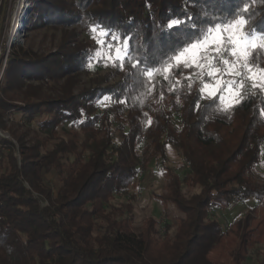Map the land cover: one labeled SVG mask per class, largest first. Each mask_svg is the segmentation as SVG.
Segmentation results:
<instances>
[{
    "label": "trees",
    "instance_id": "16d2710c",
    "mask_svg": "<svg viewBox=\"0 0 264 264\" xmlns=\"http://www.w3.org/2000/svg\"><path fill=\"white\" fill-rule=\"evenodd\" d=\"M31 2L29 30L99 25L121 45L129 38V57L123 68L117 63L118 81L97 82L76 94L79 76L98 48L94 41L63 31L54 52L14 47L0 89V128H6L7 114L19 113L55 142L47 149L37 139H0V264H245L252 251L257 264H264V183L253 179L264 149V93L248 92L222 111L218 100L200 98V86L188 77L191 68L174 66L149 84L140 83L130 63L153 66L166 60L178 44L195 39L209 24L233 19V8L243 5L238 0ZM243 3L246 32L260 31L264 0ZM7 11L8 3L4 24ZM188 16L195 32L185 24L184 31L166 27L169 20ZM259 66L264 68V55ZM50 82L56 87L45 93ZM105 97L112 103L100 109ZM60 126L67 138L58 136ZM171 146L181 149L188 166L183 179L166 164ZM153 159L167 179L157 198L182 214L174 235L166 230L162 237L152 217L136 230L133 217L111 205L117 194L129 193ZM52 170L61 177L56 191L44 183ZM183 184L199 192L186 197ZM250 199L257 205L226 230L209 219L214 208ZM126 208L131 212V205Z\"/></svg>",
    "mask_w": 264,
    "mask_h": 264
},
{
    "label": "rangeland",
    "instance_id": "374dc122",
    "mask_svg": "<svg viewBox=\"0 0 264 264\" xmlns=\"http://www.w3.org/2000/svg\"><path fill=\"white\" fill-rule=\"evenodd\" d=\"M27 3L29 4V6L27 5L26 7L28 12L26 11L23 17L25 19L28 16V18L25 21L23 20L21 36L16 40V43L13 44L10 55L12 54L14 47L17 45H21L37 54H47L54 52L61 44L63 31H74L79 35L80 40H92L98 45L97 39L100 38L99 31L97 33H93L91 29L86 30L79 24L71 27H65V30H48L45 28L29 30L28 24L31 18L33 4L31 0H27ZM20 6L21 0H8L7 17L3 32H1V38L6 35V33H8L16 10H18ZM244 31H246L245 27ZM113 44H119V42L114 40ZM109 55H112L113 57L115 56L114 49L112 53L109 54L107 49L104 47L97 48L93 60L89 63L88 70L79 76L74 93L77 94L82 89L93 86L97 82H100L101 85L106 86L119 80V77L116 74L118 61L114 63L113 59L108 58ZM220 67L222 68L223 65H220ZM208 71L209 66L207 63H205L203 67L193 66L191 67L188 77L192 83L197 84L200 86V88H202L204 82L209 80L207 75ZM4 74L0 79V89L4 82ZM61 83H63V80L60 82V84ZM32 84L38 85V82H32ZM55 87L56 86L52 82L44 84V92L53 93L52 89ZM257 91L261 90L259 88H253L251 83L246 80L245 87L242 90L241 95L244 97L248 92L256 93ZM203 99L210 100V98L207 97ZM111 103L112 101L110 98H104L99 104L100 109H103L105 106ZM225 103H227V100ZM5 121L6 128L4 130L0 128V139L7 138L13 141H15V138L18 139L22 137L28 141H34L37 139L39 141H44L47 144V149H51L53 143L55 142L54 140L48 138L47 135L39 129L35 122L30 124L25 123L21 114L19 113L7 114ZM179 122V118H176L175 123L179 125ZM67 128L70 130L72 129L71 127H66V129ZM58 136L67 138L66 132L61 126L58 128ZM119 141L120 134L117 131L116 142L118 143ZM141 151L142 146L139 148V152ZM73 158L74 157H71V159ZM166 164L175 173H177L181 179H183L188 173V166L186 165L182 156V151L178 146L169 147ZM164 171L165 170L159 161L155 159L149 161L147 170L141 172L138 175L129 193L117 194L116 198L111 202L112 206L123 209L126 216L133 217V227L136 230L141 229L148 218L152 217L156 219L158 221L157 228L159 229L162 237L165 235L166 230H168L169 235H174L178 222L182 217V214L179 213V211L174 206H165L157 198V195L166 191L167 179L165 177ZM253 179L257 183H264V149L260 163L254 168ZM60 181V174L56 170H52L49 173L44 174V183L47 186L53 188L55 191L59 188ZM198 192L199 189L191 188L186 184H183V193L186 197H190L194 194H197ZM127 205H131V212L127 211ZM256 205L257 201L253 199L245 202L236 201L229 208L212 209L209 214V219L217 220L221 224L223 230H226L235 219L244 216ZM257 259V255L254 251H252L245 264H257Z\"/></svg>",
    "mask_w": 264,
    "mask_h": 264
},
{
    "label": "snow or ice",
    "instance_id": "6c2138e0",
    "mask_svg": "<svg viewBox=\"0 0 264 264\" xmlns=\"http://www.w3.org/2000/svg\"><path fill=\"white\" fill-rule=\"evenodd\" d=\"M238 3L243 6L233 8V19L209 24L199 32H195L197 25L192 22L190 16L169 20L167 28L172 29L175 26L178 31H184L180 25L185 24V27L190 25L196 38L178 44L172 49L170 57L153 66H146L139 60H131V66L138 70L137 74L141 77L140 83L150 84L154 75L167 73L174 66L203 67L207 63L209 80L205 81L200 89V98L218 100L220 110L228 111L241 102L243 99L241 93L246 80L253 88H259L264 92V68L259 66V59L264 55V28L260 31L255 28L244 31L248 18L240 13L246 12L248 5L243 3V0H238ZM91 31L93 33L99 31L98 47H104L109 54L114 49L115 56L109 55L108 58L113 59L114 63L118 61V66L123 68L125 60L129 57V38L125 37L122 45L113 44L116 40L115 35L108 33L101 26L94 25ZM253 52L256 53L255 62H253ZM220 65L223 67L221 68ZM164 78L167 80L168 76L165 75ZM105 99L109 98L105 97ZM195 107L198 108L199 104L197 103Z\"/></svg>",
    "mask_w": 264,
    "mask_h": 264
},
{
    "label": "built area",
    "instance_id": "2783aa9c",
    "mask_svg": "<svg viewBox=\"0 0 264 264\" xmlns=\"http://www.w3.org/2000/svg\"><path fill=\"white\" fill-rule=\"evenodd\" d=\"M29 4L27 0H21V6L18 10H16L15 16L12 20L11 27L1 39H0V79L2 78L4 71L7 66V62L9 60V56L12 50V46L16 43V40L21 36L22 28H23V20H27L28 16L24 19L23 15H21L22 10L27 11L26 7ZM28 12V11H27ZM28 15V14H27ZM21 24V25H20Z\"/></svg>",
    "mask_w": 264,
    "mask_h": 264
},
{
    "label": "water",
    "instance_id": "95a60500",
    "mask_svg": "<svg viewBox=\"0 0 264 264\" xmlns=\"http://www.w3.org/2000/svg\"><path fill=\"white\" fill-rule=\"evenodd\" d=\"M7 3H8V0H5L4 7H3V14H2L1 20H0V39H1V30H2V27L4 24V19H5V9H6Z\"/></svg>",
    "mask_w": 264,
    "mask_h": 264
},
{
    "label": "bare ground",
    "instance_id": "6f19581e",
    "mask_svg": "<svg viewBox=\"0 0 264 264\" xmlns=\"http://www.w3.org/2000/svg\"><path fill=\"white\" fill-rule=\"evenodd\" d=\"M25 13H26L25 10H22V13H21L20 16L24 15ZM20 25H21V24H20Z\"/></svg>",
    "mask_w": 264,
    "mask_h": 264
}]
</instances>
